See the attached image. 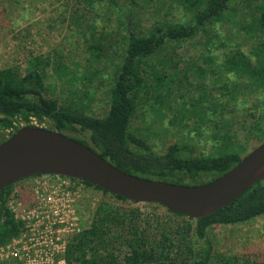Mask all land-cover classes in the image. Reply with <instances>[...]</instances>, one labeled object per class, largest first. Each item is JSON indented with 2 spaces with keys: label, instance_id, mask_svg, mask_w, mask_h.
Segmentation results:
<instances>
[{
  "label": "trees",
  "instance_id": "obj_1",
  "mask_svg": "<svg viewBox=\"0 0 264 264\" xmlns=\"http://www.w3.org/2000/svg\"><path fill=\"white\" fill-rule=\"evenodd\" d=\"M71 1L74 2V12L82 20H90L89 28L94 25V17L104 20L99 42L92 41L84 48L88 56L85 58V67L92 70L93 76L99 70L89 66L94 62L107 65L103 51L114 49L109 40L118 38L109 30L111 17H115L123 27V36L118 40L122 49L120 60L116 65L108 64L112 81L108 91L107 113L103 117L88 115L70 98L60 99L59 96L51 95L49 92L53 88V81L49 70L63 63H55L48 55L34 57L24 72L0 69V143L22 126L41 127L47 123L49 126L43 128L69 135L79 134L80 138L71 136L122 171L147 179L199 185L217 179L239 162L243 157L240 151L258 140V131L264 135L263 95L254 100L260 101L262 106L257 104L256 110L249 113V127L255 129L252 133L256 135L251 138L246 136V144H224L218 154L213 156L198 152L194 145L187 142L156 148L132 125L140 91L147 93L151 89L147 86L148 79L142 64L157 55L168 42L181 44L196 34H205L207 25L222 21L225 14L231 11L230 6L235 0H149L155 1V5L165 2L171 7L179 5L185 13L179 20L161 22L142 35L133 31L141 0H128L126 11L120 8L119 0ZM248 5H254L257 11L255 23L260 30V38L247 53L239 44L235 54L225 56L226 62L221 65L232 74L230 86L233 89L229 90L235 96L241 90H246L248 94H258L259 91L264 94V0L261 4L249 2ZM152 78L157 83L163 80L162 76L155 73ZM254 101L252 99L248 104H254ZM33 177L0 190V245L10 242L23 228V222L15 218L8 203L12 199H23L19 193L24 190L22 183ZM67 179L100 192L113 201H103L97 205L90 224L67 239L64 255L66 264H219L209 240L210 230L248 223L264 216L263 179L233 203L204 217L191 219L165 209L168 215L186 220L179 224L170 220L166 225L155 221L156 232L150 234L142 229V225L148 224V221L143 218L141 210L127 205L139 202L110 194L87 182ZM193 237L201 244L198 250L193 247Z\"/></svg>",
  "mask_w": 264,
  "mask_h": 264
},
{
  "label": "rangeland",
  "instance_id": "obj_2",
  "mask_svg": "<svg viewBox=\"0 0 264 264\" xmlns=\"http://www.w3.org/2000/svg\"><path fill=\"white\" fill-rule=\"evenodd\" d=\"M141 1L133 23V31L139 35L148 33L161 22H175L185 13L179 5L171 7L166 2L155 5V1ZM262 1L235 0L230 6L232 12L225 14L222 21L209 23L205 34H196L181 44L168 42L157 55L142 64L151 89L147 93L140 91L132 125L156 148L187 142L198 152L213 156L224 144H246V136L256 135L252 133L255 129L249 127V113L256 110L257 104L262 106L260 101L254 100L259 95H263V100L264 94L262 91L248 94L246 90L236 96L232 94V74L221 65L226 62L225 56L235 54L239 44L247 53L260 38L255 23L257 11L254 5L248 4ZM118 2L126 11L128 0ZM78 15L71 0H0V69L24 72L29 61L38 56L48 55L55 63L61 61L63 65L49 70L53 81L49 93L60 99L70 98L88 115L103 117L107 113L112 81L110 66L120 60L122 49L118 40L123 36V27L111 17L109 30L118 38L109 40L114 49L103 51L107 65L94 62L89 66L99 70L93 76L92 70L85 67L88 56L84 48L92 41L99 42L104 20L94 17L93 29L89 28V19L82 20ZM231 60L233 62L234 58ZM154 73L163 77L161 83L152 78ZM252 99L255 103L248 104ZM48 126L43 123L41 127ZM71 135L80 138L79 134ZM257 137L255 143L240 151L243 156L264 142L261 132L258 131ZM29 182L24 181V190L19 192L23 201L30 194ZM103 201L112 203L113 199L83 188L77 204L79 224L84 228L88 226L93 211ZM127 205L141 210L148 221L142 229L150 234L156 232L155 221L166 225L170 220L176 224L186 220L168 215L158 204ZM208 236L219 264H264V216L244 224L211 229ZM193 245L197 250L201 245L195 237Z\"/></svg>",
  "mask_w": 264,
  "mask_h": 264
},
{
  "label": "water",
  "instance_id": "obj_3",
  "mask_svg": "<svg viewBox=\"0 0 264 264\" xmlns=\"http://www.w3.org/2000/svg\"><path fill=\"white\" fill-rule=\"evenodd\" d=\"M38 175L73 178L197 219L233 203L264 179V142L217 179L183 185L127 173L64 132L25 125L0 143V190Z\"/></svg>",
  "mask_w": 264,
  "mask_h": 264
},
{
  "label": "built area",
  "instance_id": "obj_4",
  "mask_svg": "<svg viewBox=\"0 0 264 264\" xmlns=\"http://www.w3.org/2000/svg\"><path fill=\"white\" fill-rule=\"evenodd\" d=\"M29 180L27 200L8 203L23 228L0 245V264H66L67 239L84 229L77 210L84 186L59 176L39 175Z\"/></svg>",
  "mask_w": 264,
  "mask_h": 264
}]
</instances>
